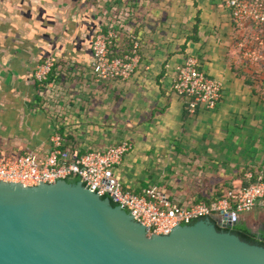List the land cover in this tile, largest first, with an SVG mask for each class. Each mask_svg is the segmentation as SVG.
Returning <instances> with one entry per match:
<instances>
[{
	"label": "crops",
	"instance_id": "0c3cea01",
	"mask_svg": "<svg viewBox=\"0 0 264 264\" xmlns=\"http://www.w3.org/2000/svg\"><path fill=\"white\" fill-rule=\"evenodd\" d=\"M228 1L0 0V152L44 156L55 135L80 155L130 142L115 171L129 192L192 205L242 188L248 170L264 171V62L244 61L247 31ZM117 23L113 51L127 52L134 35L141 62L130 80L98 82L91 42ZM189 57L223 84L215 110L192 114L173 88ZM47 59L55 67L39 88L34 72Z\"/></svg>",
	"mask_w": 264,
	"mask_h": 264
},
{
	"label": "built area",
	"instance_id": "2783aa9c",
	"mask_svg": "<svg viewBox=\"0 0 264 264\" xmlns=\"http://www.w3.org/2000/svg\"><path fill=\"white\" fill-rule=\"evenodd\" d=\"M227 5L239 31L242 34L247 31V37L239 43L244 61L250 66H258L264 62V0H229ZM123 33L124 27L117 23L116 26L109 25L107 31H101L93 38V72L98 82L127 81L137 73L141 45L136 36L128 35L131 47L127 52L115 56L113 51ZM54 67L53 59L38 64L34 78L39 88L47 85ZM177 71L173 88L188 102L190 112L195 114L199 108L215 110L222 100L223 84L202 71L195 57L187 58ZM51 142V151L44 156L30 153L10 158L5 152H0V182L37 187L79 179L89 190L101 198L110 199L137 223L158 236H168L179 226L209 218H215L230 229L235 218L240 220L259 207L264 209V182L230 191L211 204L181 205L157 190L142 194L125 190L115 171L133 151L130 142L84 155L63 150L60 135L53 136Z\"/></svg>",
	"mask_w": 264,
	"mask_h": 264
},
{
	"label": "water",
	"instance_id": "95a60500",
	"mask_svg": "<svg viewBox=\"0 0 264 264\" xmlns=\"http://www.w3.org/2000/svg\"><path fill=\"white\" fill-rule=\"evenodd\" d=\"M0 264H264V247L210 218L154 235L84 181L0 182Z\"/></svg>",
	"mask_w": 264,
	"mask_h": 264
},
{
	"label": "trees",
	"instance_id": "16d2710c",
	"mask_svg": "<svg viewBox=\"0 0 264 264\" xmlns=\"http://www.w3.org/2000/svg\"><path fill=\"white\" fill-rule=\"evenodd\" d=\"M115 56H119V55L116 53ZM36 85L38 86L37 83H36ZM47 85H48V83H47ZM250 173L253 174L252 179H249V180L245 179L243 187H249L251 185L264 182V171L262 169H260L259 171L255 170V169H252V170H250ZM69 182L73 183V184H78L80 182V180L79 179H74V180H70ZM103 199H106V198H103ZM208 204H211V202L208 203ZM113 205L117 206L115 203H113ZM202 220H204V219H202ZM210 220L212 221V223L214 225H216V227L218 228V230L220 232H229V233L235 234V235L239 236L245 242H248V243L253 244V245H259V246H263L264 247V232L262 233L261 236H259V235L255 234V233H253L243 223H240L237 227H233V228H230V229H223V228H221L219 226V223L217 222L216 219L210 218ZM197 222H199V221H197ZM197 222H194L191 225H194Z\"/></svg>",
	"mask_w": 264,
	"mask_h": 264
},
{
	"label": "rangeland",
	"instance_id": "374dc122",
	"mask_svg": "<svg viewBox=\"0 0 264 264\" xmlns=\"http://www.w3.org/2000/svg\"><path fill=\"white\" fill-rule=\"evenodd\" d=\"M34 75H35V72H34ZM249 172H250V170L247 171L248 178H251V175L253 176V174H251ZM246 178H247V176H246ZM248 178L246 180H249ZM243 186H244V184H243ZM259 208H261V211L264 214V209L262 207H259ZM240 221L242 223H244L246 225V227L248 226L249 229L253 233H255V234L259 235V236H261L262 233L264 232V215L262 217H260L258 215H253V214L250 213V215H248L246 218L241 217Z\"/></svg>",
	"mask_w": 264,
	"mask_h": 264
}]
</instances>
